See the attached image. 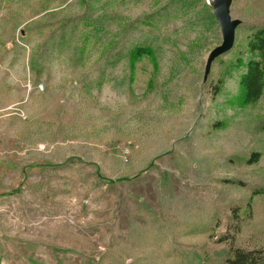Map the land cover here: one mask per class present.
<instances>
[{
	"label": "rangeland",
	"instance_id": "374dc122",
	"mask_svg": "<svg viewBox=\"0 0 264 264\" xmlns=\"http://www.w3.org/2000/svg\"><path fill=\"white\" fill-rule=\"evenodd\" d=\"M212 1L0 0V264L264 249V94L236 105L233 68L264 0H231L233 45L206 73ZM138 45L155 55L131 68Z\"/></svg>",
	"mask_w": 264,
	"mask_h": 264
},
{
	"label": "trees",
	"instance_id": "16d2710c",
	"mask_svg": "<svg viewBox=\"0 0 264 264\" xmlns=\"http://www.w3.org/2000/svg\"><path fill=\"white\" fill-rule=\"evenodd\" d=\"M242 54L248 55L246 59ZM154 51L151 47L138 45L133 47L128 54V63L132 68L140 60L154 58ZM236 59L233 68L244 69L238 80V95L234 98V103L240 107H245L257 102L264 94V28H252L251 34L247 38L245 51ZM224 84V76L219 75L212 86V94L218 95ZM259 157L257 153H252L247 163H256ZM260 193V192H259ZM239 215L236 211L234 218ZM239 226H237V230ZM224 264H264V249H235L232 254L225 259Z\"/></svg>",
	"mask_w": 264,
	"mask_h": 264
},
{
	"label": "water",
	"instance_id": "95a60500",
	"mask_svg": "<svg viewBox=\"0 0 264 264\" xmlns=\"http://www.w3.org/2000/svg\"><path fill=\"white\" fill-rule=\"evenodd\" d=\"M231 0H213L212 7L214 16L220 26L222 43L214 48L208 55L205 72L207 73L212 61L219 55L229 51L233 45L234 28L237 21H232L229 14Z\"/></svg>",
	"mask_w": 264,
	"mask_h": 264
}]
</instances>
